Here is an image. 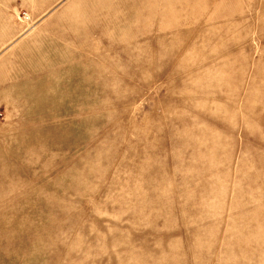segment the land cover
Returning a JSON list of instances; mask_svg holds the SVG:
<instances>
[{"label": "rangeland", "instance_id": "1", "mask_svg": "<svg viewBox=\"0 0 264 264\" xmlns=\"http://www.w3.org/2000/svg\"><path fill=\"white\" fill-rule=\"evenodd\" d=\"M0 264H264V0H0Z\"/></svg>", "mask_w": 264, "mask_h": 264}]
</instances>
